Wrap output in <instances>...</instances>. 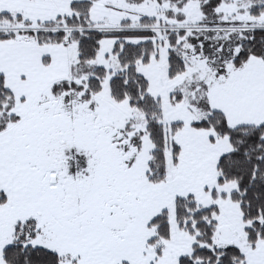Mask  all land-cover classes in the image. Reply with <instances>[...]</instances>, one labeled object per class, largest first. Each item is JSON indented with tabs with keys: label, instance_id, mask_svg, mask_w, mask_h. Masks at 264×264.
I'll return each mask as SVG.
<instances>
[{
	"label": "snow or ice",
	"instance_id": "snow-or-ice-1",
	"mask_svg": "<svg viewBox=\"0 0 264 264\" xmlns=\"http://www.w3.org/2000/svg\"><path fill=\"white\" fill-rule=\"evenodd\" d=\"M0 264H264V0H0Z\"/></svg>",
	"mask_w": 264,
	"mask_h": 264
}]
</instances>
